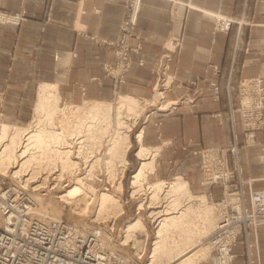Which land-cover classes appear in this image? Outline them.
I'll return each mask as SVG.
<instances>
[{
  "label": "built area",
  "instance_id": "built-area-1",
  "mask_svg": "<svg viewBox=\"0 0 264 264\" xmlns=\"http://www.w3.org/2000/svg\"><path fill=\"white\" fill-rule=\"evenodd\" d=\"M170 1L172 6L169 15L177 21V24L164 37L155 63L149 65L152 81L148 97L152 96L155 88L160 95L154 103L145 105L129 132L133 131L142 116L145 119L151 113L172 112L180 105L191 109L196 99L204 94V89L198 85L201 80L211 83L210 90L213 98L219 97V84L216 80H211L212 76L219 74L220 69L217 65L208 64L202 75L189 76L185 79L177 76L176 68L183 45L185 17V13L178 10V6L183 5L187 11L192 4L190 0ZM140 8L141 0H124L117 38L115 41L105 42L113 45L114 55V61L101 63L104 75L110 77L113 83V97L112 101H109L111 105L112 102L116 103L119 94L128 95L120 88L126 81L133 62L132 57L140 54L143 48L141 33L137 27ZM93 11L98 13L100 9L94 8ZM83 12L79 1L73 27L80 34L85 33L79 21V16ZM212 16V34L230 29L233 21L231 17L219 11L212 12ZM25 19L26 13L23 10L13 12L0 8V24L16 27ZM76 54L74 49L68 51L69 58L75 57ZM59 58V52L53 51L54 72H56V63ZM136 63L142 66L146 61L140 57ZM92 79L99 80L98 77H92ZM80 88L83 93L84 87ZM3 100L4 90L0 89V122L4 119ZM84 101L91 100H83L79 104ZM58 104L76 105L64 101H58ZM234 113L239 115L242 129L241 142L235 138L230 143L203 146L194 151L200 159L199 193L204 195L205 203L216 207V211L219 212L216 216V224L203 239L204 245L209 248L208 254L201 261L204 264H231L236 256L232 252V247L237 241H240L243 246L242 254L246 255L247 264H260L258 229L264 232V190L252 189L254 179L242 175L239 147L259 146L264 160V141L258 138L259 134H264L262 75L243 77L237 81L235 102L229 104V117L232 124H234ZM114 118L116 120V116ZM115 120L112 121L111 117V125H115ZM112 131L110 128L107 133H101L99 127L94 131L91 129L90 134L95 138L87 142H84L85 135L82 136L81 133L69 137L72 141L68 147L71 151L70 155L79 162V168L72 172H64L61 178L57 176L59 165L50 172L42 169L34 175L30 171L27 173L28 170H17L10 166L9 172L0 173V264H148L147 226L144 230L132 229L131 235L126 236L129 221L123 225L118 220L124 212L123 208L120 212L114 213L108 210L100 211L98 206L94 216L87 217V214H82L80 207L77 206L80 196L72 197L70 202H66L58 194L54 195L57 199L53 201L54 203L45 201L46 191L42 188L54 185L70 186L77 177L82 178L83 184L96 183V180L101 181L104 177L103 182L112 185L109 175L112 160L109 157V161L100 163L103 146H106L105 152L109 153L108 147L111 145L109 139ZM136 136L137 133H134L133 137L137 139ZM195 141L194 138H189L183 148L190 147ZM88 144L94 146L96 151L86 162H81L78 160L76 150L81 147L85 149ZM129 148L130 146L126 152ZM128 159L124 166L120 163L112 164L115 170L112 169L116 176H119L121 184L125 182V176L130 170ZM135 169L128 174L127 178L130 187L129 195L124 199L118 198L121 199L122 206L129 204L135 198V205L132 207L133 221L139 216L145 225L140 214L143 213L145 197L148 196L147 208L159 206L153 203L158 198H150V187L143 182L140 185L142 187L144 184L147 190L137 203V196L141 193H134L135 185L131 182ZM80 170H83L82 174H79ZM173 177L175 176L171 179ZM214 186H219L221 189L220 197L217 199L212 192ZM70 204H72L71 208ZM148 217L150 223L156 219L155 216L150 215V212Z\"/></svg>",
  "mask_w": 264,
  "mask_h": 264
},
{
  "label": "crops",
  "instance_id": "crops-1",
  "mask_svg": "<svg viewBox=\"0 0 264 264\" xmlns=\"http://www.w3.org/2000/svg\"><path fill=\"white\" fill-rule=\"evenodd\" d=\"M79 1L84 10L79 16L84 34L77 33L73 27ZM190 3L192 7L187 11L183 5L178 6L185 17L176 74L185 79L202 75L210 63L217 65L219 74L211 80L219 84V97L213 98L211 83L201 80L198 85L204 94L191 109L180 105L172 112L151 113L145 119L142 116L132 133H137V139H131L138 146L140 133V143L158 148L153 177L169 179L178 175L199 192L200 159L194 151L203 146L230 143L235 138L241 142L239 115L234 113V124L229 117L237 81L260 74L264 85V0H190ZM171 6L170 0H141L137 27L143 48L132 57L126 81L120 88L122 92L149 96L152 81L149 65L155 63L164 37L177 24L169 15ZM123 7L124 0H0L1 9L26 13L19 26L0 24V89L4 90L5 120L16 125L28 121L40 83H54L59 102L110 101L113 83L104 75L101 63L114 61L113 45L105 42L117 38ZM94 8L100 12H94ZM214 11L233 19L228 31L212 34ZM71 49L77 53L73 58L68 57ZM55 50L60 54L56 72L53 70ZM140 57L146 61L142 66L136 63ZM189 138H194L195 143L183 148ZM258 138L264 141V134ZM239 155L242 175L254 179L252 189L264 190L260 147H239ZM212 192L217 199L221 189L214 186ZM258 246L260 264H264L262 229H258ZM232 252L236 256L231 264H247L240 241L232 247Z\"/></svg>",
  "mask_w": 264,
  "mask_h": 264
},
{
  "label": "bare ground",
  "instance_id": "bare-ground-1",
  "mask_svg": "<svg viewBox=\"0 0 264 264\" xmlns=\"http://www.w3.org/2000/svg\"><path fill=\"white\" fill-rule=\"evenodd\" d=\"M159 95L157 88L148 98L119 94L115 103L116 126L112 128L110 115L113 106L111 107L109 101L91 100L84 101L82 104L61 106L58 104L59 96L55 85L53 83H40L34 102L33 118L28 124L20 126L0 122V170L4 171L11 165L17 170H28L27 173L30 171L34 175L42 169L50 172L59 165L57 176L61 178L64 172H72L79 168V162L70 155L71 151L68 147L72 141L69 137L81 133L82 136L85 135L84 142H87L95 138L90 134L91 129L94 131L99 127L101 133H107L112 128L113 131L110 133L109 139L111 145L108 147L109 156L112 160L109 175L111 176V183L120 189L122 184L119 176H116L115 166L112 164L125 165L127 161L126 150L130 146L128 132L145 105L154 103ZM3 139L5 140L2 141ZM138 143L139 147L135 153L139 157L140 163L131 177V182L134 185H140L146 181L148 173L154 168V158L158 152L157 147H149L140 143V133ZM95 151V147L88 144L85 149L84 147L78 148L76 154L83 159V162H86ZM107 160L109 161V159ZM77 180L65 193L60 195L63 199L69 200V198L79 196L84 192L82 178V181ZM146 183L148 184L147 187H150V198H158L153 203H158L160 199L165 202L162 209L150 211V215L158 218V221L148 264H162L163 256L171 264H199L198 261L208 254V246L203 245L191 252L189 251L190 246L198 240L195 237L197 236V229H203L199 226L202 223L198 225L195 222V219L197 220L195 217L198 216L205 221L208 217V219L212 218L211 213H209L211 208L205 205L204 195L193 194L188 182L178 175L170 181L162 179L147 181ZM139 189L141 188L139 187ZM99 198L100 208L104 209L103 206L107 207V204L110 203L109 206L114 208L115 213L122 210L117 195L111 192H100ZM193 200L199 201L198 207H204L198 210L200 214L196 213L197 211L194 212L196 208L192 207ZM100 211L102 210L100 209ZM132 229H145V225L139 216L134 221L127 223L126 236L131 235L130 230ZM174 233H177L175 240L172 237Z\"/></svg>",
  "mask_w": 264,
  "mask_h": 264
},
{
  "label": "rangeland",
  "instance_id": "rangeland-1",
  "mask_svg": "<svg viewBox=\"0 0 264 264\" xmlns=\"http://www.w3.org/2000/svg\"><path fill=\"white\" fill-rule=\"evenodd\" d=\"M54 84V83H53ZM55 85V84H54ZM39 86V85H38ZM38 89V88H37ZM55 89H56V86H55ZM57 90V89H56ZM36 98H37V93H36ZM36 98H35V100H36ZM112 101V100H111ZM35 102V101H34ZM113 106V108H112V112H111V115H110V125H111V117H112V121H114L115 120V116H116V113H115V106H116V104L114 103V102H112V105H111V107ZM34 107V106H33ZM144 109V108H143ZM143 111V110H142ZM141 111V112H142ZM3 113H4V109H3ZM33 118V111H32V115H31V117L28 119V121L26 122V123H24V124H21L20 126H24V125H26V124H28V122L29 121H31V119ZM3 122H6V123H9V124H15L16 125V123H13V122H9V121H7V120H5V118L2 120ZM18 125V124H17ZM116 126V120H115V125H111V127L113 128V127H115ZM132 133H133V131L131 130L130 132H129V140H130V143H132V146L128 149V152H126V158L128 159V161H130V167H131V169H137V167H138V165H139V163H140V159H138L139 157L137 156V155H135V152H136V149H137V146H135L133 143H134V141L131 139V137H133V135H132ZM5 139H3L2 141H4ZM108 146L110 145L109 143L107 144ZM105 147L106 146H103V154H102V156H101V162L100 163H102V161H106L107 159H109V153H106L105 152ZM78 160H80L81 162L83 161V159L81 158V157H79V159ZM108 161V160H107ZM89 162H91V161H89ZM11 168H13V166H11V165H9ZM11 168H10V170H11ZM135 169V170H136ZM6 170V171H5ZM3 172L5 173V172H9V170H8V167H7V169H5ZM1 170H0V173H3ZM153 171V170H152ZM152 171L150 172V173H148V175H147V177H146V181H144V183L145 182H152V181H156V180H161L162 178H155V177H153V175L151 174L152 173ZM128 172V171H127ZM83 173V170H80V172H79V174H82ZM78 174V175H79ZM125 178H126V176H125ZM78 180L77 181H82L81 180V178H77ZM171 180V178H169L167 181H170ZM104 181V177H103V179L101 180V181H98V180H96V183H91V184H84L83 185V195L81 194V195H79L80 197H79V199H78V201H79V204L77 205L78 207H80V209H81V211L83 212L82 214H87V217H93L94 216V212L96 211V209H97V207L100 205L99 203H100V201H99V194H100V192H111V193H113V194H115V195H117L119 198H122V199H124L125 197H127L128 195H129V190H130V187H129V179H127V183H122V187L120 188V189H117L116 187H115V185H110V184H108V183H104L103 182ZM74 182H76V181H74ZM73 182V183H74ZM72 183V184H73ZM71 184V185H72ZM70 185V186H71ZM166 185V184H165ZM69 185H65V186H59V185H54V186H46V187H44V188H42L44 191H46V195H45V201H47V203H54L53 201H55V200H57V199H55L54 198V195H58V194H63V192L65 193L66 192V190H67V188H69L70 187ZM139 187L141 188V189H139ZM59 188V189H58ZM191 188V187H190ZM85 189V190H84ZM133 189H134V193H138L139 191V193H141V194H139L138 196H137V203H138V200H141V198H142V195L145 193V190H147L146 188H145V186H144V184H143V186L141 187V185H138V186H133ZM137 189H139V190H136ZM191 192L193 193V194H200L198 191H194V190H192V188H191ZM85 193V194H84ZM87 195H89V196H87ZM92 196V197H91ZM61 197V196H60ZM77 197V196H76ZM62 198V197H61ZM72 198V197H71ZM74 198V197H73ZM63 199V198H62ZM65 200V199H64ZM70 200H72V199H70L69 198V200H65L66 202H70ZM120 200V202H121V199H119ZM194 201V202H193ZM191 203H192V207L195 209H193L194 210V212H196V213H199L200 214V211H198V210H200L203 206H200V207H198L197 205L199 204L198 202V200L196 201V200H193ZM147 202H148V196H146L145 197V201L143 202V213H140L141 214V216L143 217V219H144V222H145V226H147V229H146V231H147V235H148V240H147V244H146V254L147 253H150V250H151V244H152V242H153V240H154V236H155V230H156V227H157V221H158V219L156 218V219H154L151 223L149 222V217H148V214H149V212L152 210V209H162V207L164 206L163 204H165V202L163 203V201H162V199H160L159 200V202L161 203V204H159V203H156V205L158 204L159 206H157L156 208H147L146 207V204H147ZM205 202V201H204ZM59 203H63V202H59ZM122 203V202H121ZM198 203V204H197ZM71 205L72 204H70V208H71ZM109 205H111L110 203H108L107 204V207L106 206H103L104 207V209L103 208H100L102 211L103 210H105L106 208L108 209V208H110V209H108V211L109 212H114L115 213V211L113 210L114 208L112 207V206H109ZM133 205H135V198H133L132 200H131V202L129 203V204H127V205H123L122 206V208H123V210H124V212L118 217V220L120 221V223H123V225L127 222V221H131V220H133L134 219V213L132 212V207H133ZM205 205L209 208H211V209H209V213H211L210 214V216L212 217V218H210V219H208V218H206V221L205 220H203L202 218L200 219L198 216H196L195 218H197V220L195 219V222H197L198 223V225L199 224H201V225H199L200 227H202L203 229H201L199 226V230L197 229V236H195V237H197V241H196V243H194L192 246H190V251L189 252H191V251H193V250H195V249H197V248H199V247H201V246H203L204 245V243H203V239H204V237L207 235V234H209V232L212 230V228L214 227V225L216 224V216H217V214H219V212H217L216 210H217V208L216 207H214V206H210L209 204H207V203H205ZM204 208V207H203ZM106 209V210H107ZM105 210V211H106ZM105 211H103V212H105ZM69 212H70V210H69ZM204 213V212H203ZM209 220V221H208ZM202 221H204V222H202ZM208 221V222H207ZM204 226V227H203ZM205 228V229H204ZM207 228V229H206ZM200 231V232H199ZM202 231V232H201ZM206 231V232H205ZM173 235V234H172ZM196 235V234H195ZM173 238H174V240L175 239H177V233H174V235L172 236ZM166 257H162V261H163V263L162 264H171L170 262H169V260L166 258ZM203 259V258H202ZM202 259H200L198 262H200L199 264H204V262H201L202 261ZM165 261V262H164Z\"/></svg>",
  "mask_w": 264,
  "mask_h": 264
},
{
  "label": "trees",
  "instance_id": "trees-1",
  "mask_svg": "<svg viewBox=\"0 0 264 264\" xmlns=\"http://www.w3.org/2000/svg\"><path fill=\"white\" fill-rule=\"evenodd\" d=\"M133 170H134V168H133V169H130V170H129V173L133 172ZM129 173H128V174H129ZM128 174H127V176H126V180H125L124 183H127Z\"/></svg>",
  "mask_w": 264,
  "mask_h": 264
}]
</instances>
